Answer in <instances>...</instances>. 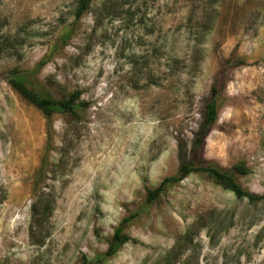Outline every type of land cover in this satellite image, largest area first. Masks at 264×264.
Wrapping results in <instances>:
<instances>
[{
    "label": "rangeland",
    "instance_id": "1",
    "mask_svg": "<svg viewBox=\"0 0 264 264\" xmlns=\"http://www.w3.org/2000/svg\"><path fill=\"white\" fill-rule=\"evenodd\" d=\"M79 1L0 0V264H80L130 216L104 264H264V201L192 174L146 208L193 160L243 164L264 195V0H92L77 20ZM42 60L38 85L81 112L48 121L11 88Z\"/></svg>",
    "mask_w": 264,
    "mask_h": 264
},
{
    "label": "trees",
    "instance_id": "2",
    "mask_svg": "<svg viewBox=\"0 0 264 264\" xmlns=\"http://www.w3.org/2000/svg\"><path fill=\"white\" fill-rule=\"evenodd\" d=\"M91 1L92 0L79 1L75 13L77 20H80L89 10ZM70 37L71 31H66L59 36V41L65 44ZM56 46L59 48L60 44L58 43ZM45 64L46 61L42 60L38 63L37 67L31 71L19 69L9 71L8 83L11 88L24 101L41 111L48 121L56 114H77L81 112L85 107V103L81 101V93L72 92L65 97L56 98L38 85L37 77ZM233 64L232 59L228 61V66H233ZM220 90L221 87L218 84H214L211 87V98L205 109L203 134L201 138L196 140L194 150H199L202 147L204 137L218 120ZM249 172V169L243 164L236 165L231 171H227L203 161H190L181 167L177 175L166 177L157 188L148 190L146 208L153 206L169 188L180 184L192 174L206 176L218 186L234 194L237 199H245L251 204L262 202L264 201V195H257L246 190L236 179L237 173L247 175ZM136 216H139V213H137ZM134 218L135 216H130L120 223L109 241L108 249L104 253L97 255L93 259L82 256L80 264H104L107 260L115 257L126 244L135 243L136 239L125 233L126 225Z\"/></svg>",
    "mask_w": 264,
    "mask_h": 264
}]
</instances>
